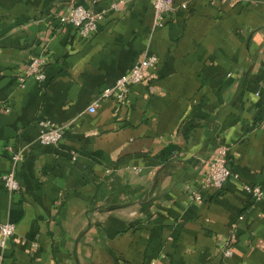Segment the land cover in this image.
Returning a JSON list of instances; mask_svg holds the SVG:
<instances>
[{"label": "crops", "instance_id": "obj_1", "mask_svg": "<svg viewBox=\"0 0 264 264\" xmlns=\"http://www.w3.org/2000/svg\"><path fill=\"white\" fill-rule=\"evenodd\" d=\"M172 2L157 26L152 0H0V264H264L246 189L264 191V2ZM77 4L106 10L90 36L61 20ZM151 54L125 100L104 96ZM36 57L47 77L23 84ZM41 119L60 142L38 141ZM223 145L233 174L205 186Z\"/></svg>", "mask_w": 264, "mask_h": 264}, {"label": "built area", "instance_id": "obj_2", "mask_svg": "<svg viewBox=\"0 0 264 264\" xmlns=\"http://www.w3.org/2000/svg\"><path fill=\"white\" fill-rule=\"evenodd\" d=\"M155 8V17L157 26L164 24L165 15L173 9L172 0H152ZM230 3L239 2L241 0H223ZM264 2V0H261ZM114 6H117L114 4ZM186 6V4H184ZM106 10L93 11L86 8L83 4L75 5L68 14L62 15L61 20L74 24L80 35L90 36L95 33L99 27L100 20L104 17ZM158 61V57L154 54L145 56L141 61L136 63L132 69L121 75L114 85L107 87L104 90V96L115 97L118 100H125L131 91L133 85L140 83L145 76V70L149 67H154ZM45 60L40 57L33 58L26 66L24 75L20 77V81L24 84L27 77L34 76L38 80H45L47 77L44 69ZM91 112L96 111V106H89ZM65 134V128L57 125L49 119L40 120V132L38 141L42 144H55L60 142ZM11 148V147H10ZM13 150V149H11ZM229 147L226 145L218 147L208 158L202 169L203 181L205 186L222 187L224 183L233 174V171L228 163ZM24 158L22 151H13V168L4 176V181L10 191H16L20 188V182L15 174V167L18 162ZM139 171V168L135 167ZM246 189L256 199L264 196V191L260 186L246 185ZM194 197L200 198L198 192H194ZM15 232V224L13 222H4L0 226L1 244L5 246L9 237ZM235 232L222 247V252L225 257L233 254V242Z\"/></svg>", "mask_w": 264, "mask_h": 264}]
</instances>
